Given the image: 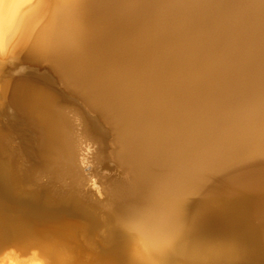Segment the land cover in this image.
<instances>
[{"label":"bare ground","instance_id":"6f19581e","mask_svg":"<svg viewBox=\"0 0 264 264\" xmlns=\"http://www.w3.org/2000/svg\"><path fill=\"white\" fill-rule=\"evenodd\" d=\"M0 66V249L39 250L0 264H264V0H0ZM70 96L93 132L114 129L113 195L150 194L137 222L84 188ZM185 185L209 193L190 234L166 196ZM65 211L81 223H50Z\"/></svg>","mask_w":264,"mask_h":264},{"label":"rangeland","instance_id":"374dc122","mask_svg":"<svg viewBox=\"0 0 264 264\" xmlns=\"http://www.w3.org/2000/svg\"><path fill=\"white\" fill-rule=\"evenodd\" d=\"M11 60H16V58L10 59V61ZM38 66L41 67V66H43V64H39ZM0 68H1V66H0ZM5 69H6L5 67L2 68V69H0V75L2 76L0 78H2L3 80L5 79L6 81H9L11 77L10 76H7V74L4 73L5 72ZM56 86H59V85L56 84ZM1 87L2 86H0V89H1ZM70 97L73 100H75V101H72V104H70L69 107H66L67 110L65 109V111H67V113H68L67 116H69L71 118V120H72L71 121V126H72L73 132L75 131V133L77 132L76 134H78L76 136V144H77V148H78L77 161H80V160L84 161V158L86 156L87 157H90L91 154H93V153L95 154V152H96L98 155L101 154V155H99L100 159L102 158L100 160L101 162H106L104 164H107V163L110 164V167L109 168H101L100 166H98L96 169L94 168V172L96 171L95 174L98 176V178H97L96 176L90 177L89 172L93 170V168H92L93 166L92 165L88 166V165H86L85 162L80 161L81 163L79 162L80 164L78 165V168H79V172H81L83 174V176L85 177V184H84L85 186H84V188L87 191L90 192L91 196H93L92 197L93 200L95 199L94 196L99 192L100 189L103 191V193L105 194V197L106 198H104L101 201H98L96 199L94 200L97 203L96 205H97V207L99 209L109 208V207L115 205L117 207V208L116 207L115 208L118 209L119 216L122 218V220L124 222H129V223H135V222H137L140 219V217L145 212H147L149 210V205L147 203V199H148V197H149L150 194L149 193L148 194L146 193L145 195H140L138 197L131 194V195H128V196L125 195L124 197H120V198L117 197L118 199L115 197V195H113L116 192V190L122 188V186L124 185L125 181L127 180L126 179L127 176L125 174L126 171L123 170L122 168H120L115 163V161H113V160L111 161V159H113L111 157V155H116L119 152L118 144L116 143V141L114 140V137H113V136H115L114 129L112 128V130H111V127L105 126L106 124L105 125L103 124V126H102L103 131L102 132H99V131L93 132L91 130V128H90V125L88 124V122L84 118V115H83L84 113L83 112H85V108L82 106V104L79 102V100L77 98H75L73 96H70ZM71 114H78L83 119L82 122L81 121H77L76 122L74 120L73 115H71ZM16 115L21 120V122L19 123V126H21L22 129H27L28 132L31 134L30 138L32 139V142H34L33 145H34V148H35L36 147V143H37L36 142V133H35V130L31 127V125L29 124V122L25 118V116L20 115V114H17V113H16ZM93 117L96 118L95 114H93ZM84 132H86V133H84ZM82 134H83V136H82ZM103 139H105V142H104ZM111 143L113 144V146H112ZM94 145L97 146V148H96V151L95 152H92V151L89 150L88 147H91V146H94ZM85 149H88L87 151H89V152H87V151L85 152L84 151ZM109 151L110 152L112 151V152L110 153ZM86 153H87V155H86ZM88 154H89V156H88ZM78 155H81V156H78ZM31 157H33L35 159V161H36V163H32V166H35L38 163V156H37L36 151H34L33 156H31ZM82 163H84V164H82ZM114 165H116V166H114ZM92 180H94L95 182L92 183ZM41 181H43V182H41ZM103 181H105V182H103ZM103 183H104V185H101ZM39 185H41L40 188H39ZM47 185H48L47 184V180H44L43 177H39L38 187L35 190V192H33L34 193V196H35V200L39 204L42 203L43 200H44V198H45V194H44L45 192L42 190V188L44 186L46 187ZM100 186H102V187H100ZM88 187H90L91 189H88ZM107 188H109V189H107ZM37 190H38V192H37ZM112 199H114V200H112ZM134 199H135V201H134ZM118 200H119V203L117 202ZM123 201H124V203H123ZM105 204L107 206H105ZM65 212H60V213H58V215L56 217H54L52 219H49L50 223H52V222L53 223L54 222L57 223L58 221L59 222L62 221L64 223H72V224L74 223L75 225H78V224L81 223V221H82L81 218L79 219V217L73 215L71 212H68V211H65ZM16 215H19V214H16ZM16 215H14V216L17 217ZM18 217H21L23 219H25L24 217H28L29 219H27V220H30L31 219L29 216H21V215H19ZM75 220L79 221V223H77V222L75 223ZM72 221H74V222H72ZM85 234L86 235L88 234L87 235L88 237L85 236V235H84L85 236L84 237L83 236V232H77V234H76V235H78V236H76L77 239L79 240L78 242L81 245L85 241H88V239L90 240V238H92V236L90 237V233H85ZM83 239H85V240H83ZM6 243L8 245H6ZM6 243H5V245L2 244L4 246L1 245V249L0 250L1 251L2 250L4 251L6 249L4 251V253L8 252V254L9 253L11 254V251L13 250L12 251V252H14V254L12 253L13 255H15L18 252L20 259L21 258L24 259L25 256L21 257V255H25L24 252L27 253L29 251V253L26 254L28 257L27 258L25 257V259H29L30 257H32V255L35 254V252H34L35 250H37V252L39 251L38 248H31V249L30 248H27L24 251H22V250L20 251V248L17 246V244H10L8 242H6ZM18 249H19V251H17ZM33 249H35V250L33 251ZM30 250H32L33 252H30ZM1 251H0V256H1L0 258H2L4 256L3 252H1ZM36 257H38V255ZM6 261L7 260L5 259L2 262H6Z\"/></svg>","mask_w":264,"mask_h":264},{"label":"snow or ice","instance_id":"6c2138e0","mask_svg":"<svg viewBox=\"0 0 264 264\" xmlns=\"http://www.w3.org/2000/svg\"><path fill=\"white\" fill-rule=\"evenodd\" d=\"M140 196L142 194L135 193ZM169 222L178 227L181 233L190 234L206 211L209 193L202 185H185L169 188L166 192ZM196 207H191L193 203Z\"/></svg>","mask_w":264,"mask_h":264}]
</instances>
